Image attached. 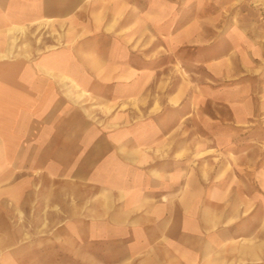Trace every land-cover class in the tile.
Returning a JSON list of instances; mask_svg holds the SVG:
<instances>
[{"label": "crops", "instance_id": "crops-1", "mask_svg": "<svg viewBox=\"0 0 264 264\" xmlns=\"http://www.w3.org/2000/svg\"><path fill=\"white\" fill-rule=\"evenodd\" d=\"M1 53L0 264H264V0H0Z\"/></svg>", "mask_w": 264, "mask_h": 264}, {"label": "rangeland", "instance_id": "rangeland-1", "mask_svg": "<svg viewBox=\"0 0 264 264\" xmlns=\"http://www.w3.org/2000/svg\"><path fill=\"white\" fill-rule=\"evenodd\" d=\"M243 11L247 14V13H249V12H251V14H253V15H258V12H256V11H253V10H249V9H243ZM230 11H228L227 13H229ZM250 14V13H249ZM39 193V192H38ZM33 201H32V205L31 204H29V203H27V202H22L21 203V205L20 206H24V204H25V207L26 208H30L31 206L32 207H37V208H40L39 206H40V203H39V201L38 200H36V198H34V196L36 195V191L33 189ZM39 197V196H38ZM4 207H6V205L4 206V205H0V209L1 208H4ZM2 218V217H1ZM6 219H7V217H5ZM34 238V237H33ZM37 243H38V241H37ZM32 251L33 252H35L36 254L40 251V248H34V249H32ZM43 252H48V253H50L51 252V247H45L43 250H42ZM22 254V253H21Z\"/></svg>", "mask_w": 264, "mask_h": 264}, {"label": "bare ground", "instance_id": "bare-ground-1", "mask_svg": "<svg viewBox=\"0 0 264 264\" xmlns=\"http://www.w3.org/2000/svg\"><path fill=\"white\" fill-rule=\"evenodd\" d=\"M23 31V30H22ZM5 56H7V54H5V53H1L0 54V58H3V57H5Z\"/></svg>", "mask_w": 264, "mask_h": 264}]
</instances>
